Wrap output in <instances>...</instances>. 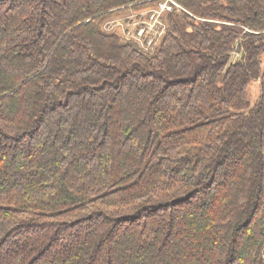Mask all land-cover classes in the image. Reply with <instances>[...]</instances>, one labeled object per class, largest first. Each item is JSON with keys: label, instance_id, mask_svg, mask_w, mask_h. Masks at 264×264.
I'll use <instances>...</instances> for the list:
<instances>
[{"label": "trees", "instance_id": "obj_1", "mask_svg": "<svg viewBox=\"0 0 264 264\" xmlns=\"http://www.w3.org/2000/svg\"><path fill=\"white\" fill-rule=\"evenodd\" d=\"M154 1L0 0V264H264V0Z\"/></svg>", "mask_w": 264, "mask_h": 264}, {"label": "built area", "instance_id": "obj_2", "mask_svg": "<svg viewBox=\"0 0 264 264\" xmlns=\"http://www.w3.org/2000/svg\"><path fill=\"white\" fill-rule=\"evenodd\" d=\"M124 12L122 16L108 19L103 30L115 33L124 42L133 43L141 51L148 52L164 37L167 15L186 11L175 0H155L150 6L129 8Z\"/></svg>", "mask_w": 264, "mask_h": 264}, {"label": "rangeland", "instance_id": "obj_3", "mask_svg": "<svg viewBox=\"0 0 264 264\" xmlns=\"http://www.w3.org/2000/svg\"><path fill=\"white\" fill-rule=\"evenodd\" d=\"M126 12L123 11V12L119 13V15H117V17L124 15ZM109 19H111V17ZM104 23H105V21H104ZM104 23L102 24V29H103V26L105 25ZM249 93H250L252 98H255L257 96V93H258V82H256L255 84L250 85Z\"/></svg>", "mask_w": 264, "mask_h": 264}]
</instances>
